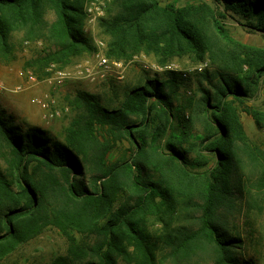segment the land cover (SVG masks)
Returning a JSON list of instances; mask_svg holds the SVG:
<instances>
[{
  "label": "trees",
  "instance_id": "1",
  "mask_svg": "<svg viewBox=\"0 0 264 264\" xmlns=\"http://www.w3.org/2000/svg\"><path fill=\"white\" fill-rule=\"evenodd\" d=\"M104 1L110 60L208 62L211 88L201 84L180 109L165 92L178 84L173 72L168 83L127 88L118 109L80 91L63 141L0 112V261L52 227L69 245L52 264H159L161 251L172 264H255L234 250L264 239V146L242 121L245 113L264 129V109L248 104L264 79V48L234 38L224 20L232 12L264 34V0ZM88 2L0 0V61L12 59L15 35L45 45L41 66L93 53Z\"/></svg>",
  "mask_w": 264,
  "mask_h": 264
},
{
  "label": "rangeland",
  "instance_id": "2",
  "mask_svg": "<svg viewBox=\"0 0 264 264\" xmlns=\"http://www.w3.org/2000/svg\"><path fill=\"white\" fill-rule=\"evenodd\" d=\"M203 1L212 3V0H160L163 5L173 3L178 7ZM88 7L97 9L93 16H89ZM106 7V1L104 0H89L86 4V35L96 49L93 53L75 59L72 64L66 67L53 63L41 66L37 63V60L42 57L45 45L40 42L23 43L20 35L14 36L12 59L8 62L0 61V80L10 88L22 85L25 90L18 94L0 90V112L5 115L6 119L12 120L15 126L25 127L28 125L25 122L26 119L32 118L31 120H34L35 117L30 113V109L39 108L33 101L35 99L43 100L49 104V110L44 111L39 108L41 110L39 118H42V116L44 118V125L40 128L48 131L57 140L63 141L65 128L74 116L69 106L70 102L80 91L98 95L105 107L118 109L126 97L125 91L127 88L144 84L148 78L168 83L167 81L170 78L168 73L173 72L178 74V84H167L165 92L171 96L174 107L180 109L186 99L201 97L199 91L201 84L207 89L211 88L203 78L205 71L211 69L208 62L191 65L186 59H183L176 60L168 66H161L154 57L146 55H140L128 62L123 61L124 68L121 70L123 75L120 79L117 73H113L106 80H99L97 84H91L85 80L70 79L66 80L60 87L49 85L46 80L56 72L70 71L75 73L79 66L94 67L97 61L96 54L100 52L106 55V39L102 35L100 27V20L106 17ZM224 23L237 40L248 45L264 48V34L255 30L246 19L230 12L227 14ZM30 76H33L35 81H30ZM37 89L41 90V94H31L32 91ZM248 104L264 109V79L257 98L251 100ZM242 121L250 140L255 144L264 146V129L259 130L252 117L245 113H242ZM38 126V124H35V127ZM200 137L199 132L192 134L194 141H197ZM236 224H238L240 234L245 237V229L241 222H236ZM257 229L264 235V218L258 222ZM68 246L66 238L57 229L51 227L46 229L39 237L20 246L1 260L0 264H52L57 257L67 255ZM162 252L164 251L159 253V264H172L170 260L163 259L164 253ZM234 252L235 257L241 262L254 259L255 264H264V239L254 246V249L245 240L244 245L239 246ZM118 264L126 263L120 260ZM202 264H209V262H203Z\"/></svg>",
  "mask_w": 264,
  "mask_h": 264
},
{
  "label": "built area",
  "instance_id": "3",
  "mask_svg": "<svg viewBox=\"0 0 264 264\" xmlns=\"http://www.w3.org/2000/svg\"><path fill=\"white\" fill-rule=\"evenodd\" d=\"M96 10L97 9L94 7H88L87 12L89 16H93ZM96 59V65L94 67L79 66L75 73L70 71H59L48 78L46 81L49 85L60 87L65 83L66 80L70 79L85 80L91 84H97L99 80L104 81L110 74L113 73H117L119 75V79L122 78L123 74L121 70L124 68L123 61L110 60L105 54L100 52L96 54ZM29 79L30 81H35V78L33 76H30ZM0 90L18 94L23 92L25 88L22 85L10 88L0 80ZM33 103L44 111L49 110V104L44 102L43 100L35 99Z\"/></svg>",
  "mask_w": 264,
  "mask_h": 264
},
{
  "label": "crops",
  "instance_id": "4",
  "mask_svg": "<svg viewBox=\"0 0 264 264\" xmlns=\"http://www.w3.org/2000/svg\"><path fill=\"white\" fill-rule=\"evenodd\" d=\"M31 94H41V90H38V89L34 90L31 92ZM30 113L35 115L34 120H31L32 118L31 119L27 118L26 121L25 120L24 121L27 122L28 125H34L35 126V124H38L39 125L38 127H43L42 125H44V118H43V116H42V118L41 117L39 118L41 110L37 107H34V108L30 109Z\"/></svg>",
  "mask_w": 264,
  "mask_h": 264
}]
</instances>
